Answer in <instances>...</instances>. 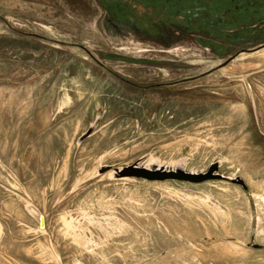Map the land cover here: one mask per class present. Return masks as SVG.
<instances>
[{
	"label": "rangeland",
	"instance_id": "obj_1",
	"mask_svg": "<svg viewBox=\"0 0 264 264\" xmlns=\"http://www.w3.org/2000/svg\"><path fill=\"white\" fill-rule=\"evenodd\" d=\"M104 18L0 0V264H264V46Z\"/></svg>",
	"mask_w": 264,
	"mask_h": 264
},
{
	"label": "flooded vegetation",
	"instance_id": "obj_2",
	"mask_svg": "<svg viewBox=\"0 0 264 264\" xmlns=\"http://www.w3.org/2000/svg\"><path fill=\"white\" fill-rule=\"evenodd\" d=\"M92 1L104 11L105 26L112 34L192 37L219 52L264 46V0Z\"/></svg>",
	"mask_w": 264,
	"mask_h": 264
},
{
	"label": "water",
	"instance_id": "obj_3",
	"mask_svg": "<svg viewBox=\"0 0 264 264\" xmlns=\"http://www.w3.org/2000/svg\"><path fill=\"white\" fill-rule=\"evenodd\" d=\"M87 134V133H86ZM85 136V134L82 136V137H84ZM81 137V138H82ZM215 167V165L212 167V168H214ZM212 168L210 169V171L207 173V174H202V176L201 177H199V178H201V179H205L207 176H209L210 174H211V170H212ZM142 172V174H146V173H151V172H148V171H141ZM154 173V172H153ZM159 174H163V176H167V177H172V176H175V175H179V177L181 178H189V177H192L191 176V174H188V173H185V172H183V171H181V170H178L177 172H174V171H172V170H169V173H167V172H161V173H159ZM42 221H43V217L40 215V223H42Z\"/></svg>",
	"mask_w": 264,
	"mask_h": 264
},
{
	"label": "bare ground",
	"instance_id": "obj_4",
	"mask_svg": "<svg viewBox=\"0 0 264 264\" xmlns=\"http://www.w3.org/2000/svg\"><path fill=\"white\" fill-rule=\"evenodd\" d=\"M145 163V162H144ZM155 164V163H154ZM151 165V164H150ZM156 166V165H155ZM165 167H169V169L168 170H171L170 168V166H165ZM173 167H175V168H177V167H179L177 164L176 165H174ZM160 168V167H159ZM175 168H174V170H175ZM166 170V169H165ZM141 175H144L145 177H147V178H150V177H164L163 176V174H155V173H146V174H141ZM202 176V175H201ZM200 176V177H201ZM212 176V174H210L209 176H207L206 178H209V177H211ZM193 177V176H192ZM191 177V178H192ZM38 217H39V215H38ZM67 229L66 230H69V229H71L72 228V226H73V222L71 221V220H68L67 222ZM43 225V224H42ZM74 228V227H73ZM73 230V229H72ZM73 232V231H72ZM71 232V233H72ZM68 233V232H67ZM79 240V239H78ZM81 241V240H80ZM82 242V241H81Z\"/></svg>",
	"mask_w": 264,
	"mask_h": 264
}]
</instances>
